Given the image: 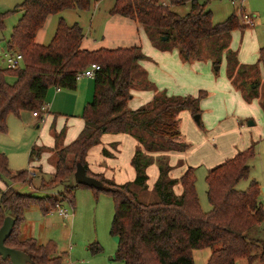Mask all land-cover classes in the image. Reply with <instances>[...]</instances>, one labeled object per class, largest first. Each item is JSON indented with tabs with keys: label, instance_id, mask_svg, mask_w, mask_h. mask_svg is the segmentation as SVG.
<instances>
[{
	"label": "trees",
	"instance_id": "16d2710c",
	"mask_svg": "<svg viewBox=\"0 0 264 264\" xmlns=\"http://www.w3.org/2000/svg\"><path fill=\"white\" fill-rule=\"evenodd\" d=\"M187 2L190 8L183 15L172 9ZM89 4L90 0H23L13 9L20 16L11 27L7 49L19 52L21 59L17 67L3 70L14 77L13 81L0 80V132L6 131L9 113L19 116L22 111H36L50 87L74 89L76 73L96 63L99 69L92 78V97L81 111L83 127L75 139L57 149L54 172L40 188L72 178L76 162L82 164L87 175L101 181V189L76 183L70 188L102 190L112 197L110 234L116 237L114 259L123 264H194L192 251L206 247L210 248L206 264H235L238 259H244L246 264H264V240L250 239L245 234L264 220L259 186L250 181L243 190L235 188L247 176V162L254 153L252 143L207 169L205 193L211 208L206 212L198 203L194 167L187 164L178 177L169 175L172 167L165 153L187 148L178 129V114L199 113L204 91L195 96L154 93L146 103L128 109L134 82L132 70L142 56L138 46L82 48L80 26L76 22L67 24L61 17L48 43L35 41L48 15L64 9L83 11ZM204 4L203 0H114L108 12L131 19L148 32L150 39L161 36L155 42L171 39L180 57L188 60L202 40L219 49L228 44L232 30L245 26L234 12L213 23ZM6 14L0 12V28ZM257 62L264 74V44L258 47ZM103 133H127L137 142L130 158L135 173L131 182L116 183L89 171L86 153L100 142ZM102 152L108 155L107 150ZM151 164L158 171L152 184L158 199L142 202L131 185L146 188V168ZM27 173L21 170L10 174L7 158L0 152V179L6 185L0 191V225L5 216L14 219L4 244L27 254L28 264H62V255L53 243L22 237L19 225L28 206L36 205L45 214L62 200L73 205V194L69 187L56 196L23 194L7 183L25 181ZM176 185L179 193L174 191ZM254 248L260 251L253 252ZM0 264L11 262L8 257H0Z\"/></svg>",
	"mask_w": 264,
	"mask_h": 264
},
{
	"label": "rangeland",
	"instance_id": "374dc122",
	"mask_svg": "<svg viewBox=\"0 0 264 264\" xmlns=\"http://www.w3.org/2000/svg\"><path fill=\"white\" fill-rule=\"evenodd\" d=\"M22 1L0 0V12H7L3 26L0 28V80L7 83H11L14 77L3 72L6 68L4 53L8 51L7 41L11 27L20 16L19 11L14 12L13 9ZM203 1L204 10L211 12L213 23L223 21L234 12L242 25L240 15L243 12L251 17H253L252 13L255 15L253 26L243 24V28L232 30L228 44L219 49H215L207 40H202L196 54L188 60L180 57L171 39L164 43L155 42V39L161 40V36H152L150 39L148 32L143 30L146 38L141 37L143 40L140 39L133 44L139 47L142 56L132 70L134 82L131 91H151L152 95L162 92L167 95L182 96H195L198 91H204V95L199 99L198 121L194 119L195 114L191 116L188 111H181L178 114V129L181 140L187 144V148L178 152L181 154L173 164L169 163L168 153H165V157L171 167L187 165V163L194 167V186L198 203L200 209L206 212L211 208L205 193L206 171L219 163L211 164V162L219 158L223 161L231 157L233 148L241 150L252 143L254 152L247 162L249 167L247 176L241 178L235 184V188L243 190L250 181L257 182L259 189L264 186V74L257 62L258 48H252L250 45L254 37L255 45L264 44V0ZM113 2L114 0H90L86 10L64 9L50 14L37 31L35 41L40 44L48 43L61 17L67 24L76 22L80 26L83 35L82 45L85 47L91 49L125 47L112 43L113 30L107 22V14ZM189 8L190 4L187 2L174 6L173 10L183 15ZM251 34L253 37L250 36ZM161 52L165 53L167 59L159 57L158 53ZM240 53L243 55V60L238 57ZM234 56L237 61H234ZM146 64L151 66L153 74L148 75ZM22 114L24 118L27 117L26 113ZM185 115L190 116L188 121ZM13 121L18 120L15 115L9 113L6 116V131L0 132V152L6 156L8 168L15 172L28 168L27 154H24V159L22 156H16L12 159V163L9 162L7 154L10 151L18 153L16 144H23L21 147L30 145L36 129L29 124L23 131L18 123L14 129ZM251 121L253 124L248 126ZM55 139L60 140L59 135H56ZM189 152L190 158L188 156L186 158ZM178 169H175L174 173H177ZM42 177L46 182L47 177L39 174L38 177H33L31 182L26 178L25 181L17 182L7 180V183L20 193L39 196L45 194L56 196L66 187L70 188L75 184L73 178H69L52 186L40 188ZM0 183L5 182L0 179ZM131 188L142 202L158 199V194L153 188L146 186L141 189L134 184ZM70 189L73 194V205L66 200L60 202L67 212L66 217L59 215L54 209L50 213L43 214L39 207L30 205L24 210L23 222L20 224L21 236L33 237L42 244L53 243L57 253L62 255V264H123L122 261L114 259L116 237L110 234L113 216L112 197L102 190L94 191L77 186ZM258 200L264 210L262 190ZM245 234L250 239L264 240V220L251 227ZM252 251L258 252L260 248H254ZM209 252V247L194 249V264H205ZM244 262V259H240L235 264H244Z\"/></svg>",
	"mask_w": 264,
	"mask_h": 264
},
{
	"label": "crops",
	"instance_id": "0c3cea01",
	"mask_svg": "<svg viewBox=\"0 0 264 264\" xmlns=\"http://www.w3.org/2000/svg\"><path fill=\"white\" fill-rule=\"evenodd\" d=\"M173 7L174 6H172V9ZM254 12L257 11L254 10ZM251 15L254 18L255 15L253 13ZM107 22L113 30L112 43L116 46L127 47L133 45L135 42H138V40L140 41V39H142L141 37H143V39L144 37L146 38L143 29L129 18L108 13ZM250 36L253 37V34ZM254 39L256 38L254 37L252 39L250 45L252 48H258L259 45H255ZM80 46L82 48L91 50V48L82 45V40ZM158 54L160 58L167 59L165 53L161 52ZM238 57H240V60H243V55H241V53L238 54ZM157 59L160 60L159 58ZM146 65L147 67L145 68L148 70L149 75V73H152L151 66L149 64ZM92 92V78L87 77H81L80 79L76 80L74 89H56V87L52 86L48 89L42 103L46 105V109L42 114V119L37 116H32L30 111H22L20 112L19 116H15L18 121H13L12 126L14 129H16L15 125L17 123L23 131L29 124L33 125L34 129H36L33 136L31 137L32 139L30 145L28 144L24 147H21L23 144H16L15 148L19 150L18 153L10 151V153L7 154L10 163H12V159L16 156H22L24 159V154H27L26 162L28 168H24L22 170H27L28 173L26 178L29 182L32 181L33 177H38L39 174L45 175L47 177L46 182L50 180L51 175L54 172L56 151L58 148L71 142L80 133L83 127L81 111L83 105L91 99ZM131 94L132 96L127 102V107H129V109H135L139 107L140 105L149 101L152 97L151 91L132 92ZM22 113H26L25 115L27 117L24 118V114ZM188 117L190 116L185 115L186 121H188ZM56 135H59V142L55 139ZM136 146L137 142L135 139L127 133H103L100 136V142L90 147L86 153L85 160L87 167L91 173L102 175L104 178L112 179L116 183L131 181L134 178L135 173L133 167L130 165V158ZM21 149L23 150L22 152ZM103 149L107 150L108 155L102 152ZM236 151L237 150L233 148L231 155H233ZM167 153L170 157V164L175 163L177 158L180 156L179 154H181L176 151H170ZM191 153L189 152V154L186 155V158H190ZM220 159L221 158L211 162V164L220 162ZM185 166L186 165L182 164L179 166H173L169 175L174 178L178 177L185 169ZM177 168H179L177 173H174V170ZM9 171L10 174H14L21 170L12 172L9 169ZM146 173L148 176L146 181L147 188H152V184L155 181L158 173L156 165H149L146 168ZM44 180L45 179L42 177L40 185L42 183H46ZM5 187V183H0V188L2 189L1 191H3ZM260 190L264 192V186L260 187ZM174 191L176 193L180 192L179 185L174 187ZM20 226L21 225H19V232L21 235ZM244 264H246V262H244Z\"/></svg>",
	"mask_w": 264,
	"mask_h": 264
},
{
	"label": "water",
	"instance_id": "95a60500",
	"mask_svg": "<svg viewBox=\"0 0 264 264\" xmlns=\"http://www.w3.org/2000/svg\"><path fill=\"white\" fill-rule=\"evenodd\" d=\"M194 119L195 121L199 120L198 114L194 115ZM252 124L253 122L251 121L248 123V126ZM72 178L74 183L76 184L86 185L95 189L102 188L101 181L93 176L87 175L84 167L80 162H76ZM13 224L14 219L10 216H5L0 225V257L3 259L8 257L11 264H28L30 259L27 254H25L21 250L8 247L4 244L5 239L8 237L12 230Z\"/></svg>",
	"mask_w": 264,
	"mask_h": 264
},
{
	"label": "built area",
	"instance_id": "2783aa9c",
	"mask_svg": "<svg viewBox=\"0 0 264 264\" xmlns=\"http://www.w3.org/2000/svg\"><path fill=\"white\" fill-rule=\"evenodd\" d=\"M240 17L242 19V23L245 26H253V17H251L249 14L242 12ZM20 59H21V55L17 51L8 50L7 52L4 53V62H5L6 68L17 67L20 63ZM97 69H99L98 64L91 63L86 68L77 72L75 75V79L78 80L81 77L93 78L94 72ZM56 89H59V87H56ZM45 109H46V105L41 104V106L36 111L31 112V114H32V116H37V117H40L42 119L43 118L42 114L44 113ZM52 209H54L55 212H57L59 215H61L63 217L67 216L66 210L61 206L60 203L55 204V206L50 208L47 212H49V213L52 212Z\"/></svg>",
	"mask_w": 264,
	"mask_h": 264
}]
</instances>
